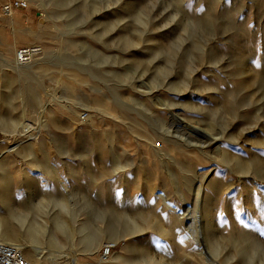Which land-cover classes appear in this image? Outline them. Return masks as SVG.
<instances>
[{
	"label": "rangeland",
	"instance_id": "rangeland-1",
	"mask_svg": "<svg viewBox=\"0 0 264 264\" xmlns=\"http://www.w3.org/2000/svg\"><path fill=\"white\" fill-rule=\"evenodd\" d=\"M19 1L0 218L29 264H264V0Z\"/></svg>",
	"mask_w": 264,
	"mask_h": 264
},
{
	"label": "bare ground",
	"instance_id": "bare-ground-1",
	"mask_svg": "<svg viewBox=\"0 0 264 264\" xmlns=\"http://www.w3.org/2000/svg\"><path fill=\"white\" fill-rule=\"evenodd\" d=\"M10 20H12V19H10ZM39 23L41 24L42 23V20H40ZM12 24L13 25H17V27L21 25L18 21L15 22L13 20H12ZM18 36H19V34H18ZM33 48L36 49V51H37L38 54L40 53V48L38 46H33L32 49ZM0 59H1V62H2V66L5 68V71H12V72H15V73H20L23 70H25V68H29L28 65L20 66L16 62V59L14 60L15 61V64H14V61H11L10 59H7V58H0ZM5 77H6V75H5ZM6 129H7L6 124L3 122V120L0 119V131H2L4 134H6L8 132ZM25 131H26V128H25ZM2 142H3V140H0V143H2ZM12 151H13V148H11V149L8 148V149L5 150V152L6 153H9V154ZM1 183H3V182L1 181ZM2 188H3V185H2ZM6 189H8V188L6 187ZM1 193H0V209L1 208L2 209H6L7 212H8V214L10 215L13 212V210L9 207V205H8L7 201L5 200V198L1 196L2 195ZM8 214H7V216H8ZM7 216H5V217H7ZM6 221H7V219L4 220L3 218H0V242L6 243V244H10V245L18 248L21 251L22 254H25L26 253V248H24L21 245V243H19V242L16 241L19 234L16 232V229L13 226L9 225ZM31 233H32V229L28 227V229H26V232L23 235L28 236L29 240L33 241V243H34L36 241V238L33 235H31ZM99 239H100L99 236H94V237H92L91 239L88 240V248H89V250H87V251L89 253L95 248V245L98 244ZM113 241H114L113 244H107V248L108 247L111 248L113 246L114 247L116 246L117 241L116 240H113ZM36 247L37 246H34L32 248L35 249V250H38V248H36ZM30 251H31V249H30ZM40 251H42V250H40ZM31 254H33L34 257L37 256V255H35L36 252H34V251H31ZM108 256H109V254L107 256H103V259L106 260V258ZM71 263L72 264H77V261H76V257L75 256H72Z\"/></svg>",
	"mask_w": 264,
	"mask_h": 264
},
{
	"label": "built area",
	"instance_id": "built-area-1",
	"mask_svg": "<svg viewBox=\"0 0 264 264\" xmlns=\"http://www.w3.org/2000/svg\"><path fill=\"white\" fill-rule=\"evenodd\" d=\"M26 7L27 5L25 2L14 0L2 5L1 12L4 17H10L14 10H22L26 9ZM37 54L38 53L35 48L19 49L16 51L15 59L20 66H25L29 63L31 57ZM84 118L85 117H82V119ZM157 146L159 147V144ZM111 248L106 247L104 250L105 255L102 256H107L110 253ZM0 264H29V262L18 248L10 244L0 242Z\"/></svg>",
	"mask_w": 264,
	"mask_h": 264
},
{
	"label": "crops",
	"instance_id": "crops-1",
	"mask_svg": "<svg viewBox=\"0 0 264 264\" xmlns=\"http://www.w3.org/2000/svg\"><path fill=\"white\" fill-rule=\"evenodd\" d=\"M16 14H17V11L16 12L14 11L12 13L14 17ZM6 19H8L7 22H4V23L0 22V45L5 48L9 47L12 51H17L23 47L21 46L23 45L22 39L18 36H15L11 32H9L7 35L6 32L9 31L11 28L12 29L16 28L17 25L12 24V20H10L12 19V16Z\"/></svg>",
	"mask_w": 264,
	"mask_h": 264
}]
</instances>
